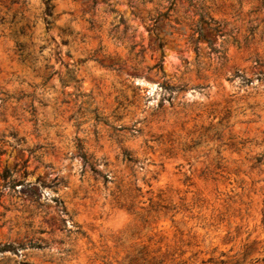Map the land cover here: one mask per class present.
<instances>
[{
	"label": "rangeland",
	"instance_id": "1",
	"mask_svg": "<svg viewBox=\"0 0 264 264\" xmlns=\"http://www.w3.org/2000/svg\"><path fill=\"white\" fill-rule=\"evenodd\" d=\"M45 1L0 0V264H264V0Z\"/></svg>",
	"mask_w": 264,
	"mask_h": 264
},
{
	"label": "trees",
	"instance_id": "2",
	"mask_svg": "<svg viewBox=\"0 0 264 264\" xmlns=\"http://www.w3.org/2000/svg\"><path fill=\"white\" fill-rule=\"evenodd\" d=\"M44 13H45L46 16L51 14V6H50V4L48 3L47 0L45 1V10H44ZM160 47H162V44H160ZM21 48H22V46L19 45V48L18 49L21 50ZM142 51H143L142 49L138 50V54L142 53ZM161 61H162V59H160V61L156 64L159 71H162ZM70 78L73 79V76L70 75ZM95 117L97 119H99V116L97 114H95ZM257 160L259 161L260 158H258ZM93 171H96V170L93 169ZM104 178L106 179L105 176H104ZM263 219H264V217H263ZM19 246H23V245H19ZM40 246H41V244H39V243H36V244L29 243V247H40ZM17 247L18 246L13 245L12 243L0 244V253L1 252H4V251H7V250H9V251H15V250H17Z\"/></svg>",
	"mask_w": 264,
	"mask_h": 264
}]
</instances>
